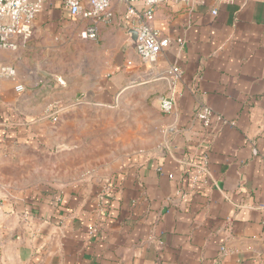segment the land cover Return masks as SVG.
I'll return each mask as SVG.
<instances>
[{
  "label": "crops",
  "instance_id": "obj_1",
  "mask_svg": "<svg viewBox=\"0 0 264 264\" xmlns=\"http://www.w3.org/2000/svg\"><path fill=\"white\" fill-rule=\"evenodd\" d=\"M121 12L95 41H83L61 0H45L29 41L0 51V65L16 71L0 80L6 154L63 146L67 124L58 120L82 103L107 109L120 98L126 112L154 111L160 130L112 176L107 193H47L29 207L0 201V264H264V0L163 5L153 26L171 45L151 63L137 57ZM81 45L90 52L75 55L88 58L87 69L61 64L57 51ZM70 66L74 81L93 82L82 95L66 85ZM170 66L182 74L166 116L159 99ZM201 105L227 123L214 120L205 132L195 118ZM204 154L207 174L192 190L184 162Z\"/></svg>",
  "mask_w": 264,
  "mask_h": 264
},
{
  "label": "rangeland",
  "instance_id": "obj_2",
  "mask_svg": "<svg viewBox=\"0 0 264 264\" xmlns=\"http://www.w3.org/2000/svg\"><path fill=\"white\" fill-rule=\"evenodd\" d=\"M79 51L90 52L82 45L77 50L70 47L57 51L64 53L61 64L71 65L74 60L81 72L87 69L88 58L76 56ZM50 60L53 66L60 63L56 56ZM71 69L70 66L64 72L66 85L82 95L93 82L74 81L72 74H67L72 73ZM112 104V108L105 109L98 104L82 103L74 117L59 118V122L67 124L63 146L45 148L34 144L7 153L0 161V201L29 207L47 193L71 192L84 197L94 188L103 192L127 159L153 146L160 136L154 111L144 115L136 114L137 109L126 112L120 98ZM144 104L151 107L150 102ZM55 135L56 130L53 138Z\"/></svg>",
  "mask_w": 264,
  "mask_h": 264
},
{
  "label": "built area",
  "instance_id": "obj_3",
  "mask_svg": "<svg viewBox=\"0 0 264 264\" xmlns=\"http://www.w3.org/2000/svg\"><path fill=\"white\" fill-rule=\"evenodd\" d=\"M45 0H0V51H18L33 35V24L36 16L42 11ZM220 3L232 4L235 0H218ZM63 8L73 21H79L82 26L78 37L83 41H95L99 36L101 26L111 25L118 13H122L121 20L127 29L138 32L135 52L141 62H155L160 55L170 47L171 40L153 26L156 11L168 3L189 5L191 0H61ZM216 15V10L211 11ZM180 42V41H179ZM168 90L159 99V111L169 116L174 111L175 84L181 78V70L177 66H170L167 71ZM16 71L8 66L0 65V80L14 79ZM64 85L61 79H56ZM15 91L21 92L22 85L16 84ZM53 113V121L56 117ZM195 118L205 131H214V120L226 124L227 120L216 115L211 108L201 105L195 112ZM231 124V123H230ZM212 133V132H211ZM210 133V134H211ZM5 143L4 139H1ZM6 145V144H4ZM7 146V145H6ZM7 151V149H4ZM0 151V161L6 153ZM207 155H200L194 162L185 161L184 174L190 177V187L195 190L202 177L207 174ZM206 178L203 183L206 184ZM111 184L107 183L103 193L109 192ZM183 199L185 192L178 193Z\"/></svg>",
  "mask_w": 264,
  "mask_h": 264
},
{
  "label": "water",
  "instance_id": "obj_4",
  "mask_svg": "<svg viewBox=\"0 0 264 264\" xmlns=\"http://www.w3.org/2000/svg\"><path fill=\"white\" fill-rule=\"evenodd\" d=\"M128 35H129V40L130 42L135 45L136 44V40H137V36H138V32L134 29H128L127 31Z\"/></svg>",
  "mask_w": 264,
  "mask_h": 264
}]
</instances>
